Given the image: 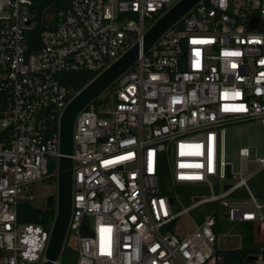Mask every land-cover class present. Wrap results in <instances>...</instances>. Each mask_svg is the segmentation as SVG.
<instances>
[{"label": "built area", "instance_id": "built-area-1", "mask_svg": "<svg viewBox=\"0 0 264 264\" xmlns=\"http://www.w3.org/2000/svg\"><path fill=\"white\" fill-rule=\"evenodd\" d=\"M180 1L53 0L38 10L41 0H0V264L47 261L53 223L21 222L18 208L34 200L30 185L50 178L55 161L58 175L67 106L136 44V62L74 120L61 254L73 252L76 264H218L213 214L185 236L173 224L219 203L225 220L259 233L254 262L264 263V203L248 186L264 157L240 149V180L213 191L229 181L227 166L233 178L223 128L264 124V0H200L143 52L145 34ZM76 73L92 76L80 90L69 77ZM181 186L211 195L183 208ZM239 190L245 196L233 199Z\"/></svg>", "mask_w": 264, "mask_h": 264}, {"label": "water", "instance_id": "water-1", "mask_svg": "<svg viewBox=\"0 0 264 264\" xmlns=\"http://www.w3.org/2000/svg\"><path fill=\"white\" fill-rule=\"evenodd\" d=\"M200 0H181L145 34L142 41V51L146 52L171 27H173ZM256 25L254 20L253 28ZM139 45L136 44L123 57L116 61L109 69L87 85L67 106L60 119V153L57 175L56 213L52 225L50 241L46 250V262L52 264L57 261L62 250L72 211V159L73 125L77 114L91 103L97 96L107 90L116 79L127 71L137 60ZM226 178L231 179L230 167H226ZM214 183L215 179L212 178ZM227 189L228 186H225ZM196 200V199H195ZM54 197L46 200V206L52 207ZM87 231L84 230V233ZM256 261V257H249Z\"/></svg>", "mask_w": 264, "mask_h": 264}, {"label": "rangeland", "instance_id": "rangeland-1", "mask_svg": "<svg viewBox=\"0 0 264 264\" xmlns=\"http://www.w3.org/2000/svg\"><path fill=\"white\" fill-rule=\"evenodd\" d=\"M111 89L105 90L101 95L100 99H103L109 94ZM223 150L222 156L226 164L231 166V171L233 178L229 181H219L216 186L213 187L215 195H220L224 192L225 184H235L240 180V170L241 161L239 158V150L242 148H248L250 152L249 160H254L256 158L264 157V124L259 120H251L247 122H241L237 124H232L223 128ZM255 166L250 165L248 167V173L253 171ZM57 163L53 162L50 167L48 174L51 175L50 178L44 179L38 182H34L30 185L31 193L34 200L30 202V205L34 209L44 211L46 206V200L48 197L53 196V207L56 213V197H57ZM243 175H246L244 173ZM178 195L181 205L183 208H188L194 204V197H208L211 194L206 193H183L175 190ZM230 198L222 199L219 202H228ZM214 204V203H213ZM217 204V203H216ZM212 204L202 205L192 207L188 210L186 214L180 216L173 224V232L178 236H185L190 234L194 228L195 224H198L203 217L208 214V208ZM180 208L178 207L177 210ZM264 214V211H263ZM91 220L89 225L91 226ZM245 224L238 222H229L221 216V221L219 224V235L217 241V250L234 249L241 247V236L244 232ZM254 240H260L259 233L254 235ZM254 241L253 245H257ZM252 245V246H253ZM258 246V245H257ZM259 248V246L257 247ZM61 261V255L59 257ZM218 264H221L219 261Z\"/></svg>", "mask_w": 264, "mask_h": 264}, {"label": "trees", "instance_id": "trees-1", "mask_svg": "<svg viewBox=\"0 0 264 264\" xmlns=\"http://www.w3.org/2000/svg\"><path fill=\"white\" fill-rule=\"evenodd\" d=\"M42 3L37 5L38 10H42L52 3L53 0H41ZM71 84L77 90L83 88L92 78L90 74L87 73H76L70 74ZM165 185V181H164ZM251 192L254 194L257 200L264 203V169L257 173L248 183ZM178 191L183 193H202L204 188L200 187H189L181 186L177 187ZM175 189V190H176ZM244 190H239L233 195V199L238 197H244ZM207 211V213L213 214L216 221V234L219 235V224L221 221V216L223 217V206L219 203L212 204ZM55 218L54 207H47L44 211L34 209L30 203L22 204L18 208V219L24 223H34L49 228ZM201 221V220H200ZM245 228L241 236V247L226 250H217L216 254L221 259V264H255V262L250 261L249 257L256 256L259 252V248L254 244V228L249 223H244ZM253 245V246H252ZM264 257V251H263ZM77 257L71 252L64 250L61 254L60 264H76ZM264 264V263H263Z\"/></svg>", "mask_w": 264, "mask_h": 264}, {"label": "snow or ice", "instance_id": "snow-or-ice-1", "mask_svg": "<svg viewBox=\"0 0 264 264\" xmlns=\"http://www.w3.org/2000/svg\"><path fill=\"white\" fill-rule=\"evenodd\" d=\"M235 55H238V53H235Z\"/></svg>", "mask_w": 264, "mask_h": 264}]
</instances>
